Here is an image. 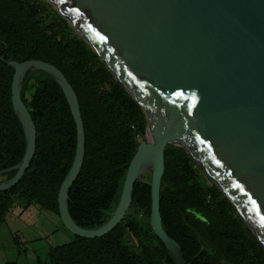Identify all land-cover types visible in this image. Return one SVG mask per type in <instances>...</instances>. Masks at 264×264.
<instances>
[{
  "label": "water",
  "instance_id": "1",
  "mask_svg": "<svg viewBox=\"0 0 264 264\" xmlns=\"http://www.w3.org/2000/svg\"><path fill=\"white\" fill-rule=\"evenodd\" d=\"M45 1L138 103L147 130L110 219L97 229H82L68 212L69 190L85 156L76 93L50 64L8 62L14 70L11 104L23 130L25 152L16 166L0 171V177L15 172L0 182V192L16 186L32 163L36 129L21 92L27 74L43 72L60 87L76 127L74 159L58 192L60 222L70 234L98 239L115 230L130 208L134 185L149 174V225L175 264H185L160 216L164 147L176 144L211 179L264 248V0Z\"/></svg>",
  "mask_w": 264,
  "mask_h": 264
},
{
  "label": "trees",
  "instance_id": "2",
  "mask_svg": "<svg viewBox=\"0 0 264 264\" xmlns=\"http://www.w3.org/2000/svg\"><path fill=\"white\" fill-rule=\"evenodd\" d=\"M0 57V171L16 166L25 152L11 104L14 70L6 63L40 61L56 67L76 93L85 134L84 161L69 190L68 212L82 229L103 226L146 134L142 109L45 0H0ZM21 99L35 125L36 151L22 180L0 192V224L16 201L60 219L58 192L75 155L76 127L60 87L43 72L29 73ZM164 166L161 224L185 264H264V248L184 149L166 144ZM14 175L1 176L0 182ZM145 177L150 175L134 185L130 208L115 230L98 239L73 236L72 242L50 249L46 264H175L149 225L150 184Z\"/></svg>",
  "mask_w": 264,
  "mask_h": 264
},
{
  "label": "rangeland",
  "instance_id": "3",
  "mask_svg": "<svg viewBox=\"0 0 264 264\" xmlns=\"http://www.w3.org/2000/svg\"><path fill=\"white\" fill-rule=\"evenodd\" d=\"M56 220L55 215L37 206L24 209L22 203L16 201L5 222L0 224V264H46L50 248L74 240L65 228L59 233L55 231ZM28 229L34 230L37 236ZM25 239L31 241L25 242Z\"/></svg>",
  "mask_w": 264,
  "mask_h": 264
},
{
  "label": "crops",
  "instance_id": "4",
  "mask_svg": "<svg viewBox=\"0 0 264 264\" xmlns=\"http://www.w3.org/2000/svg\"><path fill=\"white\" fill-rule=\"evenodd\" d=\"M22 206H24V205H22ZM30 207V206H29ZM29 207H27V209L29 208ZM24 209H26V208H24ZM54 225H55V231L56 232H60L61 231V229H64V227H63V225L61 224V222H60V219H58L57 218V220L55 221V223H54ZM30 232H33L36 236H37V234H36V232L34 231V230H31V229H28ZM65 231V230H64ZM63 235H65V234H63ZM26 241L25 242H30L29 240H27V239H25ZM35 240H37V237H35ZM51 249V248H50ZM50 251V250H49Z\"/></svg>",
  "mask_w": 264,
  "mask_h": 264
}]
</instances>
